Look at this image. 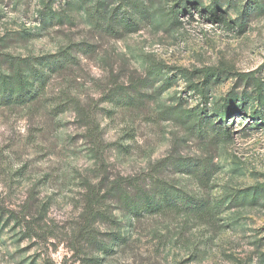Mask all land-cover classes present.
Masks as SVG:
<instances>
[{
    "label": "rangeland",
    "instance_id": "374dc122",
    "mask_svg": "<svg viewBox=\"0 0 264 264\" xmlns=\"http://www.w3.org/2000/svg\"><path fill=\"white\" fill-rule=\"evenodd\" d=\"M144 2L151 21L117 38L100 35L85 10L75 24L44 25L42 12L51 0H0V68L7 66V54H50L83 41L96 48L48 89L53 96L77 95L87 120L74 104L59 116L46 105L0 107V264H89L76 252L75 231L89 185L104 176L161 175L205 191L185 170L186 162L208 159L215 173L206 189L215 195L264 183V105L249 81L264 86V0H191L174 24L165 14L176 0ZM214 4L220 17L212 19L205 8ZM53 8L69 11L67 0H55ZM153 62L168 70L165 76H175L172 85L166 77L142 84ZM208 67L217 76L203 84ZM118 84L138 87L139 107L113 110L106 94ZM241 92L247 110L220 119L226 98ZM169 106L179 110L170 119L162 114ZM181 111L188 112L187 122ZM195 115L201 132L189 125ZM93 133L101 138L99 147ZM226 207L220 222L202 225L185 215L130 223L115 209L128 242L114 254L101 253L96 264H264V197Z\"/></svg>",
    "mask_w": 264,
    "mask_h": 264
},
{
    "label": "trees",
    "instance_id": "16d2710c",
    "mask_svg": "<svg viewBox=\"0 0 264 264\" xmlns=\"http://www.w3.org/2000/svg\"><path fill=\"white\" fill-rule=\"evenodd\" d=\"M55 0H51L47 11L42 12L44 25L52 23L75 24L77 17L85 10L86 19L92 23L93 28L100 35L120 37L124 32H135L140 29L144 21H151L152 14L144 0H115L110 6L106 0H67L69 11H57L53 8ZM93 1V3H90ZM103 1L105 4L103 5ZM191 0H176L165 14V21L174 24L179 21V15L187 9V3ZM256 7L262 8L259 2ZM125 9V10H123ZM213 18L218 15V7L205 8ZM245 12L242 14L244 15ZM80 17V16H79ZM83 18V16L81 15ZM96 52V48L90 42L83 41L68 45L58 52L37 56H13L7 54L3 61L6 67L0 68V107L22 108L35 105H46L50 107L53 115L59 116L66 111L67 105L74 104L84 120L88 116L82 113L78 96H71L67 91L61 92L59 96L48 93L52 80L58 75L67 77L68 73L81 62V55L89 57ZM1 57V56H0ZM161 64L153 62L148 66L146 79L142 84L150 81L156 82L163 77L167 85L173 84L175 76L166 75L168 70ZM185 68L180 73L184 74ZM204 82H211L217 76V70L212 67L202 70ZM241 79H244L242 76ZM254 85L253 95L261 105H264V86L261 80L249 77ZM250 85V83L248 82ZM198 89L204 93V88ZM140 91L136 85L118 84L111 88L106 94L114 109H130L139 107L142 102ZM245 92L232 93L226 98V106L218 111L220 119L226 118L230 112L238 110L239 113L247 110L244 95ZM66 106V107H65ZM177 106L166 107L162 114L170 119L178 112ZM113 112V111H112ZM180 117L187 122L188 112L181 111ZM187 113V114H186ZM256 114L258 112H255ZM189 125L201 132L203 122L198 117ZM227 134L229 132H226ZM91 138L98 144L101 138L92 134ZM123 151H129V147L121 146ZM97 150L96 155L102 157V151ZM188 174L194 176L204 190L192 191L184 186L160 176L151 178L145 174L136 176H118L111 180L104 176L98 183L90 184L85 194V207L82 215L83 222L75 231V249L80 254H86L84 259L89 264L97 263L102 258L100 254L111 255L121 250L128 242V234L122 230V220L115 214V209L123 213L130 223L139 222L143 219L158 216L167 218L185 215L196 225L207 223H218L227 208V204L243 206L246 204H257L264 197V183L255 189H232L224 196L213 194L211 189H206L210 179L215 173L213 165L208 159H199L195 162H186ZM162 164L160 169H164ZM158 171V169H157ZM3 208L0 205V213ZM106 225L105 231H98L97 224ZM87 252H93L87 256Z\"/></svg>",
    "mask_w": 264,
    "mask_h": 264
}]
</instances>
